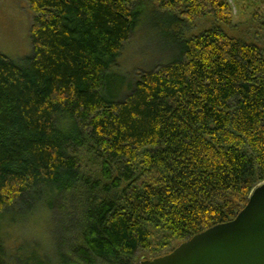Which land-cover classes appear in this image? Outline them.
<instances>
[{
	"label": "trees",
	"instance_id": "16d2710c",
	"mask_svg": "<svg viewBox=\"0 0 264 264\" xmlns=\"http://www.w3.org/2000/svg\"><path fill=\"white\" fill-rule=\"evenodd\" d=\"M26 2L31 55L0 54V264H138L233 221L264 183V54L187 34L232 27L228 0ZM141 2L188 38L109 93Z\"/></svg>",
	"mask_w": 264,
	"mask_h": 264
},
{
	"label": "rangeland",
	"instance_id": "374dc122",
	"mask_svg": "<svg viewBox=\"0 0 264 264\" xmlns=\"http://www.w3.org/2000/svg\"><path fill=\"white\" fill-rule=\"evenodd\" d=\"M228 3L234 15L232 27H221L214 20L206 18L190 26L188 36L219 27L232 38L254 44L264 54V27L254 26L257 24L253 23L255 10H264V0H228ZM137 7L140 9V24L135 29L136 40L131 50L121 53L117 68L113 70L109 93L122 95L125 85L136 80L139 74L173 60L178 55V46L174 41L176 37L177 41L188 38L183 29L169 26L172 20L168 17L171 15L152 11L144 2ZM31 21L32 12L26 0H0V54L17 64H22L31 55ZM166 24L170 30L165 28Z\"/></svg>",
	"mask_w": 264,
	"mask_h": 264
},
{
	"label": "water",
	"instance_id": "95a60500",
	"mask_svg": "<svg viewBox=\"0 0 264 264\" xmlns=\"http://www.w3.org/2000/svg\"><path fill=\"white\" fill-rule=\"evenodd\" d=\"M233 221L210 227L170 253L138 264H264V183Z\"/></svg>",
	"mask_w": 264,
	"mask_h": 264
}]
</instances>
